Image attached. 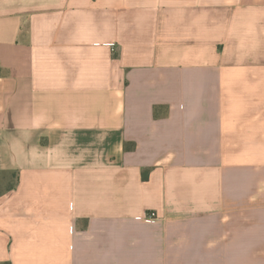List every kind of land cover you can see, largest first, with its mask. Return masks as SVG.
<instances>
[{"label": "crops", "instance_id": "obj_1", "mask_svg": "<svg viewBox=\"0 0 264 264\" xmlns=\"http://www.w3.org/2000/svg\"><path fill=\"white\" fill-rule=\"evenodd\" d=\"M0 264H264V0H0Z\"/></svg>", "mask_w": 264, "mask_h": 264}, {"label": "built area", "instance_id": "obj_2", "mask_svg": "<svg viewBox=\"0 0 264 264\" xmlns=\"http://www.w3.org/2000/svg\"><path fill=\"white\" fill-rule=\"evenodd\" d=\"M143 220H144V223L146 224H153L158 221V216L156 213H150V214L145 215Z\"/></svg>", "mask_w": 264, "mask_h": 264}, {"label": "trees", "instance_id": "obj_3", "mask_svg": "<svg viewBox=\"0 0 264 264\" xmlns=\"http://www.w3.org/2000/svg\"><path fill=\"white\" fill-rule=\"evenodd\" d=\"M132 145H133V144H132ZM133 146H134V145H133ZM133 146H132V147H133ZM132 147H131V148H132ZM126 148H127V149H130V147H129L128 145L126 146ZM12 177H13L14 179H16V175H15V174H12ZM13 187H14V184L10 185V189H12Z\"/></svg>", "mask_w": 264, "mask_h": 264}]
</instances>
